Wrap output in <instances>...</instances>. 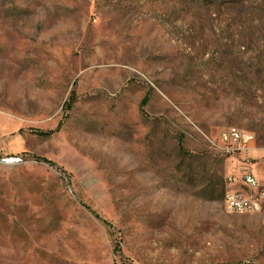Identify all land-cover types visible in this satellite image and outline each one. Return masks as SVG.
Here are the masks:
<instances>
[{
    "label": "rangeland",
    "instance_id": "rangeland-1",
    "mask_svg": "<svg viewBox=\"0 0 264 264\" xmlns=\"http://www.w3.org/2000/svg\"><path fill=\"white\" fill-rule=\"evenodd\" d=\"M228 127L264 184V0H0V264H264Z\"/></svg>",
    "mask_w": 264,
    "mask_h": 264
},
{
    "label": "built area",
    "instance_id": "built-area-1",
    "mask_svg": "<svg viewBox=\"0 0 264 264\" xmlns=\"http://www.w3.org/2000/svg\"><path fill=\"white\" fill-rule=\"evenodd\" d=\"M208 142L218 153L227 158H240L236 172L225 176L224 205L230 206V212L240 209V206L260 209V196H264V184L260 183L252 163L249 150L255 141L254 133L235 127L222 129L214 138H207ZM10 162L18 158H10ZM233 185V188L229 186ZM234 189H249V197L234 196Z\"/></svg>",
    "mask_w": 264,
    "mask_h": 264
},
{
    "label": "bare ground",
    "instance_id": "bare-ground-1",
    "mask_svg": "<svg viewBox=\"0 0 264 264\" xmlns=\"http://www.w3.org/2000/svg\"><path fill=\"white\" fill-rule=\"evenodd\" d=\"M234 196L249 197V189L245 191L244 189H234ZM264 201V196H260V209L250 208L249 206H240V209H234V212H257L261 210L262 202ZM227 211H230V206H225Z\"/></svg>",
    "mask_w": 264,
    "mask_h": 264
},
{
    "label": "trees",
    "instance_id": "trees-1",
    "mask_svg": "<svg viewBox=\"0 0 264 264\" xmlns=\"http://www.w3.org/2000/svg\"><path fill=\"white\" fill-rule=\"evenodd\" d=\"M72 95H73V92H72V94H71V97H72ZM146 102H147V98L145 97V98H143V100H142V104H146ZM52 132V130L51 131H47V132H45V133H43V134H49V133H51ZM180 146H182L181 145V143H180ZM182 148V147H181ZM224 193H225V184H224V186H223V188H222V195H223V197H224Z\"/></svg>",
    "mask_w": 264,
    "mask_h": 264
},
{
    "label": "crops",
    "instance_id": "crops-1",
    "mask_svg": "<svg viewBox=\"0 0 264 264\" xmlns=\"http://www.w3.org/2000/svg\"><path fill=\"white\" fill-rule=\"evenodd\" d=\"M257 175V174H256ZM258 176V175H257ZM259 178V177H258Z\"/></svg>",
    "mask_w": 264,
    "mask_h": 264
}]
</instances>
